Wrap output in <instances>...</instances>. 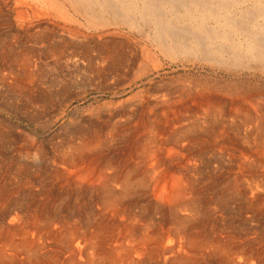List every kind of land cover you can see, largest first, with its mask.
Masks as SVG:
<instances>
[{
    "label": "bare ground",
    "instance_id": "6f19581e",
    "mask_svg": "<svg viewBox=\"0 0 264 264\" xmlns=\"http://www.w3.org/2000/svg\"><path fill=\"white\" fill-rule=\"evenodd\" d=\"M16 3L20 7L16 11L17 28L28 29L23 28L29 19L27 10L32 19L43 17L47 21L49 27L42 32L48 34L40 33L39 42L54 40L53 28L69 34L71 42L55 39L49 44V53L58 60L68 58L65 63L71 61L72 53L77 55L75 49L79 48L81 58L89 52V43L77 34L80 29L76 32L66 27L80 25L82 19L85 28L96 33L113 26L137 32L144 43L141 53L152 59L160 55L171 60L198 59L205 64L254 69L264 75V0ZM95 45L100 63H108L111 73L117 75L136 53L132 49L131 57L125 55V43ZM1 51L0 83L6 82V75L19 73L18 78L25 75L26 83L35 80L27 74L28 52L9 55L5 49ZM139 67L138 73L147 71L143 63ZM96 69L99 75L104 70ZM5 70L8 74L3 75ZM18 78L9 84L17 87ZM25 84L18 88L26 91ZM194 91L181 88L178 100L165 96L155 101L156 111L158 107L160 110L140 113L138 123L134 115L131 130L125 131L131 124L124 121L113 124L108 135L127 137V151L119 159L101 160L100 150L95 166L86 168L85 164L81 172H69L71 168L68 172H51L46 181H55L60 189L53 188V183L46 197L50 200L56 190L60 203L67 202V209L61 205L50 208L43 202L37 203L31 214L21 216L19 207L6 202L11 190L0 186V202L4 203L0 205V264H262L264 252L254 246L264 238L260 237L264 218V175L260 172L264 168V95L242 93L226 98ZM43 96L39 100L45 102ZM140 120L143 133L130 142ZM77 135L82 139L71 146L75 153L69 160L72 165L86 163L90 151L103 143L100 130ZM214 149L221 155L218 159L227 154L236 160L237 172L222 179L219 172L199 170L197 160L208 168L210 162H205V156ZM185 154L193 157L186 159ZM108 168L112 172H105ZM86 199L98 203L99 211L94 212L95 207L87 212ZM32 207L21 206L25 211ZM86 215L92 219L83 222ZM74 217L77 220L70 222Z\"/></svg>",
    "mask_w": 264,
    "mask_h": 264
},
{
    "label": "rangeland",
    "instance_id": "374dc122",
    "mask_svg": "<svg viewBox=\"0 0 264 264\" xmlns=\"http://www.w3.org/2000/svg\"><path fill=\"white\" fill-rule=\"evenodd\" d=\"M16 2L17 0H0V51L5 49L6 52H9V55L14 53L21 54L22 52L31 54H28L30 62H27L30 65L28 67L29 69L27 68V74H32L35 80L31 84L26 83L27 78L25 79V75L18 78L21 74L19 73L16 75L17 77L14 76L16 79H19L16 87V85L9 84L15 82L14 77L8 74L6 70L2 72L3 75H8H6V82L4 84L0 83V186L11 190L10 196L6 198V202H13V204L19 207L22 210L21 216L31 214V211L36 210L37 203L43 202L49 203L47 206H51L50 208L53 205V208L61 205V208L67 209L65 207L67 202L64 204L58 200L61 197H58L55 191L60 188L55 181H46L47 178L51 177L50 173L56 171L68 172L69 168H71L69 172H75L77 170L81 172V170H85L86 165L87 168L99 163L98 153L100 150L102 153L101 160L106 161L107 158L119 159L127 151L128 147L126 148L127 143L125 142L127 137L124 135L125 137L121 139L119 135V137L115 136L112 138L111 135H108L111 126L113 124H123L124 121L128 125L131 124L130 128L125 131L133 129L134 127L131 122L133 119L131 118L134 115H137V117L140 113L146 115L145 112L151 109L156 111L155 101L165 96V98H173L174 101L178 100L177 97L181 88H185L192 93L195 92L194 90H200L210 93L212 96L226 98L242 93H262L264 95V75H261V73L254 69H240L233 66L230 67L231 65L205 64V62L198 59L182 60V58H177V60H171L162 55L158 56L157 60L152 59L147 56V53H144L146 56L141 53V46L143 47L144 43L137 36V32L129 30L126 27L113 26V28L109 27V30H99L96 33V30L93 31L85 28L86 25L82 19L80 20V25L76 24L72 27H66L72 28L76 32L80 29L77 34H81V38L84 37L87 44L89 43V48H87L89 51L87 52L88 55L86 54V57L81 58L79 48L75 49L74 51L77 55L72 53L74 58L70 57L71 61L65 63L68 58L58 60L56 56H52L49 53V44H54L55 39L56 42H71L68 36L69 34L61 30L59 31L58 28H53V33L55 32V34L52 39L54 40L48 39L49 41L44 40L42 43L39 42L37 37L40 33L46 32H42L43 29H46V26L49 27L46 24L47 21L42 17L38 18V20L33 18L34 21L36 20L34 22L32 13H30V10H27V18L29 19L26 22L27 24H22H24L23 28L27 27L28 29L25 28L24 31L17 28L16 11H19L20 7ZM50 17L51 20H54L53 15ZM28 23L31 24L29 25ZM36 24L37 29L35 27ZM57 25H62V22H58ZM81 29L84 30L82 31ZM46 33L48 34V32ZM98 36L100 40L97 38ZM98 43L99 45L105 43H125L128 46L122 48V52L124 54L126 53L125 55L131 57L130 52H132V49H135L136 53L130 58L129 65L120 71L121 73L118 75L113 74L111 73L112 68L108 63L101 64L97 57L99 49L95 44ZM135 44L137 48L134 46ZM118 48H120V45ZM141 63L147 67V71L142 74L138 73ZM96 68H100V72L103 70L100 75ZM21 83H26V91L18 88V85ZM39 96H43L46 99L45 102L39 100ZM158 108L157 111L160 110V107ZM138 121L139 117L136 119V123ZM137 129L138 132L136 134L132 133L130 142L142 135L141 120ZM99 130L103 134L102 139L104 144L100 143L99 147L93 149L94 152L90 151L88 155L90 160L88 159L86 163L82 165L70 164V158L75 155L71 146L80 143L82 139L77 134L88 132L93 134V131L99 132ZM115 148L118 150H115ZM92 155H95V157ZM185 155L186 159L193 157V155ZM205 157V162H210L208 168L202 162L198 164L199 160L196 162L199 170L201 168L203 172H211V170L215 173L219 172L222 175L220 176L222 179L230 175L232 176L233 173L237 172L234 167L236 160H231V157L227 154L225 157L223 156L224 158L222 157L223 160L222 158L218 159L221 155L214 149L212 152H208ZM210 158L215 159V162ZM208 159L211 161H208ZM202 160L204 162V159ZM261 161L264 167V157ZM107 170L105 172H112V169L108 168ZM260 172H263L264 175V168ZM3 173L4 175L2 176ZM46 173H48V176ZM52 185L56 190L52 191L54 194H51V198L48 200L49 198L46 195ZM55 197L57 198L55 199ZM86 200H84V203L88 204L86 207L88 209L86 210L87 212L94 211L95 207L96 210L94 212L99 211L98 203H92L89 199ZM26 204H30L31 207L33 206L30 211L22 209ZM69 204L71 205V203H68L67 206ZM0 205L4 206V203L0 202ZM71 208L74 209V207ZM68 212L67 210L65 214ZM86 217H82L83 222L92 219L89 215H86ZM75 219L77 220L76 217L71 218L70 222L73 221L72 223H74L76 221ZM262 220L260 226L264 231V218ZM249 225L252 226V222ZM263 231L260 237L262 235L264 237ZM249 238L252 237L249 235ZM257 245L254 247L260 248L261 253H263L264 238L263 240L261 239V244L258 245L260 247Z\"/></svg>",
    "mask_w": 264,
    "mask_h": 264
}]
</instances>
